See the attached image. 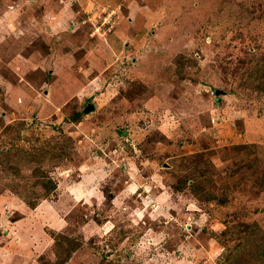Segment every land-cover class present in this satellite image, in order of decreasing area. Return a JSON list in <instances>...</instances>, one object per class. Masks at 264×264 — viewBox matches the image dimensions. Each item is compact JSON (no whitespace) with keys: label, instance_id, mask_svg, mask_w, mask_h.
Returning a JSON list of instances; mask_svg holds the SVG:
<instances>
[{"label":"rangeland","instance_id":"obj_1","mask_svg":"<svg viewBox=\"0 0 264 264\" xmlns=\"http://www.w3.org/2000/svg\"><path fill=\"white\" fill-rule=\"evenodd\" d=\"M1 194L0 264H264V0H0Z\"/></svg>","mask_w":264,"mask_h":264},{"label":"crops","instance_id":"obj_2","mask_svg":"<svg viewBox=\"0 0 264 264\" xmlns=\"http://www.w3.org/2000/svg\"><path fill=\"white\" fill-rule=\"evenodd\" d=\"M1 198H4V194H1L0 195V199ZM59 199H58V201H61V197H58ZM39 207H40V205L38 206V207H35L34 209H29V213L31 214V215H33V214H35L36 212H38L39 211ZM25 214H27V212L25 213ZM30 217H25L23 220H28Z\"/></svg>","mask_w":264,"mask_h":264},{"label":"trees","instance_id":"obj_3","mask_svg":"<svg viewBox=\"0 0 264 264\" xmlns=\"http://www.w3.org/2000/svg\"><path fill=\"white\" fill-rule=\"evenodd\" d=\"M46 183L51 184V188H55V185L53 182H51L49 179L46 181ZM28 207L35 208L36 206L34 204L28 203ZM261 259H264V254L261 255Z\"/></svg>","mask_w":264,"mask_h":264},{"label":"water","instance_id":"obj_4","mask_svg":"<svg viewBox=\"0 0 264 264\" xmlns=\"http://www.w3.org/2000/svg\"><path fill=\"white\" fill-rule=\"evenodd\" d=\"M218 94V93H217ZM94 110V107L89 105L84 109V114H89L91 111Z\"/></svg>","mask_w":264,"mask_h":264}]
</instances>
